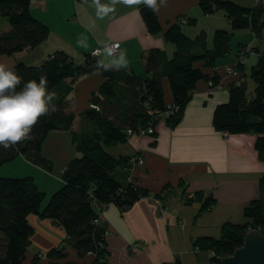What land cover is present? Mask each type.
Masks as SVG:
<instances>
[{
	"label": "trees",
	"instance_id": "1",
	"mask_svg": "<svg viewBox=\"0 0 264 264\" xmlns=\"http://www.w3.org/2000/svg\"><path fill=\"white\" fill-rule=\"evenodd\" d=\"M152 1L143 0L138 5L151 34L162 31ZM30 2L0 0V16L8 22V27L0 31V54L34 47L48 36L49 27L31 13ZM198 5L204 13L222 10L231 31L216 28L209 43L203 30L194 36L185 34L178 18L162 31L164 39L174 45L172 55L167 57L160 47L149 48L143 55L145 76L105 60L101 53L86 52L80 61H75L62 49L54 50L38 63L17 61L6 69L0 78V98L16 96L17 107L0 133V165L21 154L48 170L50 160L42 154L44 138L52 130H70L75 117V112L68 109L71 81L92 71H99L102 81L89 98L97 108L88 105L82 109L80 128L70 130L77 154L63 166L62 185L43 206L45 192L32 176L0 175V264H20L25 258L34 231L28 219L30 214L50 218L65 231L61 243L44 253L45 264H87L69 259L71 250L77 258L91 255L88 264H110L106 228L99 223L102 206L114 203L123 210L148 195V190L128 178L131 156L114 155L107 148L148 126L153 127L149 134L155 136L154 126L161 117L169 126H175L196 82H218L214 66L218 58L229 52L233 30L248 27L260 36L264 29L262 3L246 7L231 0H198ZM239 45L238 51L243 44ZM256 52V61L249 71L253 91L247 93L245 80L240 77L230 82L228 99L216 105L212 122L216 129L227 133H253L254 147L264 162V51ZM241 68V63H236V69ZM164 78L171 92L169 103L164 100ZM118 167L122 180L114 175ZM258 185L259 195L242 208L243 221H224L218 236L202 235L192 240L196 250L209 253L207 264H219L218 257L229 255L240 246L248 230L256 228L264 234V174ZM170 189L171 185L164 184L161 190L165 194L153 195L161 199L164 207L163 200ZM185 191L186 188L181 191L185 202L201 201L198 213L215 203L210 193L195 190L189 196ZM40 254L36 253L33 261L43 256Z\"/></svg>",
	"mask_w": 264,
	"mask_h": 264
},
{
	"label": "crops",
	"instance_id": "2",
	"mask_svg": "<svg viewBox=\"0 0 264 264\" xmlns=\"http://www.w3.org/2000/svg\"><path fill=\"white\" fill-rule=\"evenodd\" d=\"M142 1L104 0L102 3V0H50L49 3V0H31L30 11L47 24L48 36L34 47L10 55L0 54V78L17 61L35 64L56 49H62L75 61H80L83 50L90 53L95 48L103 49L109 42L115 41L119 43L116 54L118 62H121L115 64L145 76L142 64L144 53L151 47H163L166 55L168 48L171 50L162 34L169 24L178 18L187 23L191 22V18L195 20L206 15L211 16L212 20L220 17L217 12L204 13L198 0H153L152 5L162 31L151 34L147 32L138 9ZM65 13L80 18L79 21L84 24L82 27L87 28L93 40L90 44L81 43L80 47H74L69 39L59 40L55 32L58 23L53 22L52 17L57 14L63 17ZM7 27L8 24H5L0 27V31ZM202 30L207 36L206 30ZM185 34L192 36L190 33ZM98 42L103 47H97ZM244 46H241V50ZM251 48L241 57L242 68L236 74H226L224 66L236 64L239 48L233 55L217 59L214 73L218 75V82L214 85L206 79L196 82L192 95L184 105L181 119L175 126L160 122L154 126L155 136L145 133L129 137L126 147L131 152L122 155H139L143 158L144 163L136 168L133 179L148 190V195L136 199L123 210L114 203L102 208L99 223L106 228L110 264H207L209 253L196 250L192 240L202 235L218 236L222 222L235 218L233 216L237 209L242 210L251 198L259 195L258 182L264 174V162L254 147L255 135L249 132L224 134L212 122L216 105L228 99L229 83L238 77L245 80V75H242L243 72L245 74V56L260 51L256 46ZM173 50L167 57L172 55ZM78 81L69 98L68 109L75 112L70 130L80 128L79 112L90 104L91 92L100 85L102 75L99 71L89 72L79 77ZM162 86L164 100L169 103L171 92L165 78ZM16 107V96L0 98V133L4 131ZM70 130H52L42 143V154L50 160L51 165L48 170L42 168L46 173L54 170L60 180L63 166L77 154ZM8 161V167L22 174L25 173V164L30 162L21 154ZM45 175H42L41 180L48 185L50 179ZM164 184L171 185L172 189L163 200L164 210L158 212L153 195L158 192L164 195L165 192L161 190ZM182 185L186 193L195 190L210 193L215 203L210 209L198 213L201 201L185 202L181 193L184 189ZM36 217L34 214L28 215L33 226ZM64 236L65 231L60 225L50 218L40 217V249L61 243ZM69 252V256L80 263L88 264L90 261L91 255L78 259L72 250ZM28 263L27 257L21 264ZM43 263L40 259V264Z\"/></svg>",
	"mask_w": 264,
	"mask_h": 264
},
{
	"label": "rangeland",
	"instance_id": "3",
	"mask_svg": "<svg viewBox=\"0 0 264 264\" xmlns=\"http://www.w3.org/2000/svg\"><path fill=\"white\" fill-rule=\"evenodd\" d=\"M231 1H233L239 5H242V6H246V7H252L258 2L262 3L264 5V0H231ZM49 3H50V0H49ZM102 3H104V0H102ZM98 6H100V5H98ZM34 12H36L38 15H40V12L38 10L34 9ZM215 12H217V14L220 15L219 19L212 20L211 16L207 17V15L204 18H202V17L197 18L196 17L194 22H192V21L187 22V23L181 22L180 23L181 30L183 32L185 31L186 33H190L193 36L196 33H199L200 30L205 29L207 32V40L209 43H211L213 32L216 28H222V29H226V30L231 31L230 23L224 17V12L222 10H217ZM261 18H262V21L264 22V11L262 13ZM52 19H53L52 20L53 22L58 23V25L55 27V32H56V35L59 38V40L62 39L65 41V40L69 39L70 40L69 43L73 44L74 47H80L81 43L82 44H86V43L90 44L89 42L92 40L91 36H90L87 28L82 27V26H84V24H82L79 21L80 18L78 16H71L70 14L65 13L63 17H61L60 14H57V16H53ZM5 24H8V22L6 21V19H4L2 16H0V27H4ZM158 36H160V35H158ZM166 43L171 47V50L169 48L167 50V53H168L167 55L169 56L171 54L172 49L174 48V45L169 41H166ZM239 44H244L247 46V48H251V47L256 46L259 48L260 51H264V29H263L260 36H256L255 34H253V32L248 27H243V28H238V29L233 30L232 35H231L230 40H229L230 50L225 56L221 57L220 59L222 60L229 55H233L234 52L236 51V49H238V47L240 46ZM96 46L97 47H99V46L103 47L99 42L96 43ZM161 48L164 49L163 47H161ZM104 50H105V48H103V52L101 54L104 56L103 58L105 60L111 61L113 63H121V62H118V60H117V54L112 55V56L111 55L105 56ZM83 52L86 53L89 51L83 50ZM256 54L257 53H255V52H252V53L250 52L245 56V59H246L245 60V83H246V87H247L246 91L249 94L253 91V87H254V81L249 76V71H250L251 66L256 61V58H257ZM139 63L141 64V61H139ZM142 64L144 65V63H142ZM92 72H94V71H92ZM86 73H89V72L82 73L79 76L75 77L71 81L72 92H74L76 85L79 82L78 78L81 77L82 75H85ZM144 74H145V72H144ZM160 122H165V118L161 117L156 122V124L160 123ZM75 125L77 126V119L75 120ZM224 132L226 133V131H224ZM143 134H145V133H143ZM132 135H141V134H139L137 132V133H134ZM128 139L126 141L117 142L113 145H110L107 149L115 155L130 153L131 150H128L126 147ZM132 156H134V155H132ZM137 157H141V156L137 155ZM9 162L10 161L0 165V175H4V177H15V176H24V175L32 176V175H34L32 177H33L35 183L37 184L38 188L45 192V197H44L42 204H41L42 206L47 202L51 193L53 191L57 190L62 185V181L59 179V176H56V174L54 173V170H51V172L47 171V173H46L45 170L42 167L40 168L39 165H35L32 162L26 163L24 161L26 163L25 168H24L25 173L22 174L20 172H15L13 169L8 167L7 163H9ZM143 163H144V161H143ZM138 166H140V165H136L134 167L132 174L130 172L128 173V178L129 177L134 178V173H135L136 168ZM120 170H121L120 167L116 168L114 171V175L119 180L120 179L122 180L123 174H122V176L120 175V173H121ZM52 171H53V173H52ZM31 172L33 174H31ZM42 175L49 177L50 182L48 183V185H46L45 183L43 184V181L41 180ZM159 200L162 203L160 198H159ZM104 206L102 208H104ZM156 207H157V205H156ZM233 217H235V218H233L232 220H228V221L241 222L244 220V217L242 215V210L237 209V212H236L235 216H233ZM33 223L35 224L34 226L30 222V224L32 225L33 230H34L33 235H31V239L33 238V240L30 241L29 245L26 248L25 258L23 259V261L26 260V258L28 257L29 262H30L28 264H40V259H42V261L44 262L43 264H45V262L47 261V258L44 255V253L46 252V250L48 248L43 249V250L40 249V217H36V219L33 221ZM38 252H40L43 256L39 260L33 261V259H32L33 256ZM68 257H69V259L76 261V259H73L71 256H68ZM84 257H86V256H84ZM83 258H78V259H83Z\"/></svg>",
	"mask_w": 264,
	"mask_h": 264
},
{
	"label": "water",
	"instance_id": "4",
	"mask_svg": "<svg viewBox=\"0 0 264 264\" xmlns=\"http://www.w3.org/2000/svg\"><path fill=\"white\" fill-rule=\"evenodd\" d=\"M219 264H264V234L258 229L248 230L242 244L226 256L218 257Z\"/></svg>",
	"mask_w": 264,
	"mask_h": 264
},
{
	"label": "built area",
	"instance_id": "5",
	"mask_svg": "<svg viewBox=\"0 0 264 264\" xmlns=\"http://www.w3.org/2000/svg\"><path fill=\"white\" fill-rule=\"evenodd\" d=\"M118 50H119V43L117 42V41H115V42H109L107 45H106V47H105V54H107V55H113V54H116L117 52H118ZM248 48L246 47V49H242V50H240V52H239V54H238V61L236 62V63H241L240 61H241V57L246 53V52H248ZM251 50V49H250ZM252 51V50H251ZM103 52V49H101V48H95V49H93L92 51H91V54H93V55H98V54H100V53H102ZM224 71H225V73L226 74H236L237 73V69H236V64L235 65H225L224 66ZM90 106H92V107H95V108H97V106L96 105H94V104H89ZM153 131V127H151V126H148L146 129H139L138 130V133L139 134H143V133H150V132H152ZM128 132H130V130H128ZM224 134H225V132H224ZM143 163V159L141 158V157H137V155H134V156H132L131 158H130V165H131V167H130V173L132 174V172H133V169H134V167L136 166V165H141ZM129 179H131V180H133V178H130L129 177ZM192 195V192H189V196H191ZM153 201H154V203L157 205V210L159 211V212H162L163 210H164V206H162L161 205V202H160V200H159V198H157V197H153ZM103 207V206H102ZM183 222H181V224H182ZM169 264H176V263H169Z\"/></svg>",
	"mask_w": 264,
	"mask_h": 264
},
{
	"label": "bare ground",
	"instance_id": "6",
	"mask_svg": "<svg viewBox=\"0 0 264 264\" xmlns=\"http://www.w3.org/2000/svg\"><path fill=\"white\" fill-rule=\"evenodd\" d=\"M215 69V68H214Z\"/></svg>",
	"mask_w": 264,
	"mask_h": 264
}]
</instances>
